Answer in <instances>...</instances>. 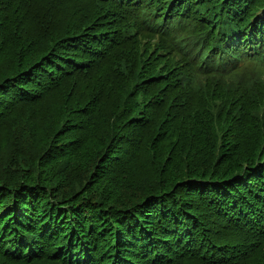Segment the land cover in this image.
<instances>
[{"label": "trees", "instance_id": "16d2710c", "mask_svg": "<svg viewBox=\"0 0 264 264\" xmlns=\"http://www.w3.org/2000/svg\"><path fill=\"white\" fill-rule=\"evenodd\" d=\"M3 61L0 132L87 180L0 204V264H264V0H0Z\"/></svg>", "mask_w": 264, "mask_h": 264}, {"label": "rangeland", "instance_id": "374dc122", "mask_svg": "<svg viewBox=\"0 0 264 264\" xmlns=\"http://www.w3.org/2000/svg\"><path fill=\"white\" fill-rule=\"evenodd\" d=\"M4 66H7L5 61L0 63V68H4ZM22 118L21 115L16 117L18 120ZM16 125L19 126V122L13 121L4 131L0 132V204H3L2 209L8 207L10 203L15 206L27 203L30 206L29 210H31L33 208L31 202L37 200L38 196L40 200H44V205H39L43 212L55 208L57 210L61 209L60 205L63 206V203L60 202L62 201L60 195H65L69 201L75 198L71 197V195H80L83 191H80L81 188L79 185L82 184L83 180H87V174L83 175V173H81L80 175L79 173V178L74 179V176L78 173L69 170L72 166V158H65V160H60L57 163L55 159H53L54 164H49V155H51V151H53L55 139L53 140L54 142L51 148L45 152L43 140L44 137L49 134L46 130L49 126L47 123L44 126L39 123L35 128L32 127L33 125L23 126L21 129ZM22 134L28 135V141H35L32 143L34 149H30L26 145V142L19 143L17 136H21ZM15 141H17V143ZM68 163H70L69 167L67 166ZM101 184L103 183L98 182V185L94 188L92 187L93 190L91 192L84 193V195H86L87 198L93 197L97 187L101 186ZM110 185L112 184L109 182L103 184L105 192H108L111 196L112 202L115 200L113 197L117 193H114L112 188H108ZM84 187L86 189L87 185L84 184L83 188ZM24 194L28 196L26 198H21ZM105 199L109 202L107 197ZM101 209L105 210V208H100V210ZM72 210L79 211V208L74 207ZM111 212H107L106 214H111ZM0 214L6 216L9 213L0 211ZM86 215H88L89 218L94 217L92 212ZM115 218L114 216L112 220ZM94 223L97 224L96 221H94Z\"/></svg>", "mask_w": 264, "mask_h": 264}, {"label": "bare ground", "instance_id": "6f19581e", "mask_svg": "<svg viewBox=\"0 0 264 264\" xmlns=\"http://www.w3.org/2000/svg\"><path fill=\"white\" fill-rule=\"evenodd\" d=\"M129 59V58H128Z\"/></svg>", "mask_w": 264, "mask_h": 264}]
</instances>
